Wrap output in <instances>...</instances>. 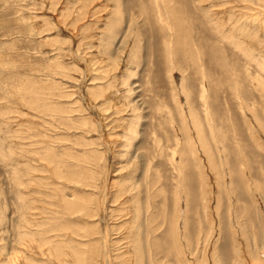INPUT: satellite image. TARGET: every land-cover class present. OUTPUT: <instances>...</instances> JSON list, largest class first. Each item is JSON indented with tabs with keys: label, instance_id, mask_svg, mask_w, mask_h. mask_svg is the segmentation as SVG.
Masks as SVG:
<instances>
[{
	"label": "rangeland",
	"instance_id": "1",
	"mask_svg": "<svg viewBox=\"0 0 264 264\" xmlns=\"http://www.w3.org/2000/svg\"><path fill=\"white\" fill-rule=\"evenodd\" d=\"M263 122L264 0H0V264L264 262Z\"/></svg>",
	"mask_w": 264,
	"mask_h": 264
},
{
	"label": "bare ground",
	"instance_id": "2",
	"mask_svg": "<svg viewBox=\"0 0 264 264\" xmlns=\"http://www.w3.org/2000/svg\"><path fill=\"white\" fill-rule=\"evenodd\" d=\"M171 5V4H170ZM207 5V4H206ZM88 7V6H87ZM204 8V7H203ZM206 10V9H205ZM118 11V8H116L114 11H113V13H112V16L114 15V16H116V18L117 17H120L121 16V12L119 11V12H117ZM202 11V10H201ZM118 19H120V18H118ZM225 25V24H224ZM225 27V26H224ZM231 36V35H230ZM245 47V46H244ZM204 94V93H203ZM191 96V95H190ZM206 100V99H205ZM253 109V108H252ZM255 110V109H254ZM194 111V110H193ZM259 116V115H258ZM253 118L255 119L256 117H255V115H253ZM261 118V117H260ZM247 119H248V117H247ZM246 119V120H247ZM249 120V119H248ZM256 120H258V119H256ZM192 121H193V119H192ZM197 121H198V119H196V117L194 118V124L196 125L197 124V127H198V123H197ZM264 123V122H263ZM261 124V123H260ZM201 125V124H200ZM199 125V132H201L202 130H203V128H202V126H203V124H202V126H200ZM212 125V124H211ZM249 125V124H248ZM262 126V124L260 125V127ZM250 127H251V129H249L250 131H251V135L254 137L255 136V131H254V128L250 125ZM259 127V126H258ZM128 128H129V126H128ZM213 128V127H212ZM260 129V128H259ZM264 129V128H263ZM262 129V130H263ZM126 130V129H125ZM198 130V129H197ZM196 130V131H197ZM214 130V129H213ZM264 131V130H263ZM198 133V132H197ZM250 133V132H249ZM127 134V133H126ZM199 135H200V133H198ZM261 135V134H260ZM196 138V137H195ZM199 138V137H198ZM204 138V137H203ZM202 138V139H203ZM205 139V138H204ZM254 139H255V142H256V144L258 145L259 144V146L264 150V148L262 147V142L259 140V138H257L256 136L254 137ZM199 141H200V138H199ZM208 142V141H207ZM258 142V143H257ZM204 143V142H203ZM202 145V144H201ZM209 147H211V145L209 146ZM201 150V149H200ZM205 154H206V156H207V159H208V162L210 163V166H211V168H212V172L216 175V177H217V179H218V184H219V186L220 187H222L223 189H224V191H225V193L227 194V195H229V196H233V193H234V191H235V186H233L232 187V184H233V182L236 180H234V181H232V179H231V174L233 173V170H232V167L229 165L230 163H229V160H226V161H223L222 162V170L218 167V165H217V162H216V160H215V158H214V153H212L211 151V149H209L208 147H205ZM226 150V149H225ZM214 152V151H213ZM228 153V152H227ZM176 154V153H175ZM176 157V156H175ZM216 157V156H215ZM175 162V161H174ZM224 162H226V164H224ZM245 164V163H244ZM243 164V165H244ZM225 166H227L228 168H229V170L227 169V168H225ZM184 168V167H183ZM241 168H242V166H241ZM60 171V170H59ZM229 171V172H228ZM220 173L222 174V175H220ZM228 174V175H227ZM234 177V176H233ZM241 178V177H240ZM234 179V178H233ZM243 181V183H247L248 182V180L246 181L245 179H243L242 180ZM209 185H211V184H209ZM258 187V186H257ZM256 187V188H257ZM122 188V187H121ZM260 188V187H259ZM222 189V190H223ZM208 190V189H207ZM258 191H259V189H258ZM262 191V189L260 190V192ZM223 192V191H222ZM205 194V193H204ZM261 194H262V192H261ZM208 196V195H207ZM221 196H223V195H221ZM209 197V196H208ZM223 198V197H222ZM177 199H179L180 200V197H178ZM207 199V198H206ZM210 200V199H209ZM220 200H222V199H219L217 202H220V204L222 203ZM232 200V199H231ZM206 203V202H205ZM234 204V203H233ZM233 204H230L231 205V207L230 208H228V212H227V216H226V220H225V225H224V229L226 228V227H228V229L229 230H232V226H231V222H232V210H233ZM188 205H189V203H188ZM207 205V204H206ZM72 206V205H71ZM178 206V208H177V211H178V213L180 214V211H181V209H180V205H179V201H178V203H177V205H176V207ZM209 206V205H208ZM208 206H207V208H208ZM69 207V206H68ZM216 207L217 208H219L218 207V204L216 205ZM228 207V206H227ZM215 208V207H214ZM216 208V209H217ZM221 208H223V207H221ZM220 209V208H219ZM235 210V209H234ZM217 211H219V210H217ZM236 211V210H235ZM139 214H140V211L138 210L137 212H136V219H135V224L136 223H139L138 222V217H139ZM223 214V213H222ZM238 214V213H237ZM215 215V214H214ZM176 217H175V219H174V222H173V224H172V226H173V228H172V232H171V235L177 240V241H182L183 240V238H182V233H181V228H180V225H179V220H180V217H179V215H175ZM223 219V218H222ZM224 220V219H223ZM211 221V220H210ZM223 222V221H222ZM243 224V223H242ZM226 226V227H225ZM231 226V228H229ZM135 227V231H134V234H133V248L132 249H134V251H133V253H134V257H135V259L137 260V261H135V264H143V261H144V240H143V234L141 233V226L139 225V224H137V225H135L134 226ZM227 229V230H228ZM227 230H225V231H227ZM224 231V232H225ZM183 232V231H182ZM228 232V231H227ZM246 232V231H245ZM230 233V232H229ZM218 236H219V234H218ZM260 237V236H259ZM258 237V238H259ZM174 239V240H175ZM184 239L185 240H187L188 241V239L189 238H185L184 237ZM260 240V239H259ZM259 240H258V242H259ZM184 241V240H183ZM260 241H262V240H260ZM189 242V241H188ZM175 244H174V246H177L178 244H176V242H174ZM191 243V242H190ZM263 244H264V242H262ZM189 244V243H188ZM186 245V244H185ZM236 245H239L238 243H236ZM258 245H260V244H258ZM180 246V245H179ZM235 246V245H234ZM86 247H88V246H86ZM178 247V246H177ZM238 247V246H237ZM236 247V248H237ZM245 247V246H244ZM259 247V246H258ZM80 248V247H79ZM178 248H180V247H178ZM182 248H183V246H182ZM83 249V248H82ZM215 249H217V248H215ZM214 249V250H215ZM76 250H78V249H76ZM259 250V249H258ZM82 252V251H81ZM90 252V251H89ZM88 252V253H89ZM215 253V252H214ZM77 254V253H76ZM75 254V255H76ZM262 254V253H261ZM78 255V254H77ZM214 255V254H213ZM84 256V255H83ZM260 256V255H259ZM250 257V256H249ZM79 258V257H78ZM260 258V257H259ZM249 259V258H248ZM261 259V258H260ZM260 259L258 260V261H260ZM80 260L82 261V262H85V260L83 259V258H80ZM244 261V260H243ZM252 261V260H251ZM262 261H264V259L262 260ZM215 263H216V261H215ZM260 263V262H259ZM264 264V262H261L260 264ZM152 264V263H151ZM245 264V263H244Z\"/></svg>",
	"mask_w": 264,
	"mask_h": 264
}]
</instances>
